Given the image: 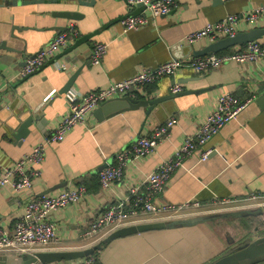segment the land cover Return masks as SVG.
<instances>
[{"label": "crops", "instance_id": "0c3cea01", "mask_svg": "<svg viewBox=\"0 0 264 264\" xmlns=\"http://www.w3.org/2000/svg\"><path fill=\"white\" fill-rule=\"evenodd\" d=\"M177 3L178 9L171 14L151 19L137 30L123 32L120 20L140 13L141 6L128 10L123 0L80 3L45 0L13 6L0 0V44L4 42L6 47L0 48V166H7L32 150L50 132L66 110L63 86L78 69L69 90L86 94L132 76L139 67H155L171 59L188 62L195 59L193 51L212 41L203 39L188 44L184 40L187 34L228 15L264 5V0H177ZM58 11H76L79 17L76 20L55 17L53 13ZM70 21L75 23L79 36L30 76L13 80L25 59L65 30ZM251 28L264 29V18L254 23L240 22L236 32ZM96 42L106 44L107 51L99 65H92L90 55ZM256 42L264 45V34ZM55 62L69 66L57 69ZM263 74L264 58L245 64L228 62L203 74L183 68L174 76L144 86L147 97L164 98L149 114L140 107L101 117L102 112L95 115L100 105L97 106L85 124L75 125L62 141L47 147L41 175L30 190L14 193L8 187L0 188V225L10 230L23 215L29 199L82 184L87 192L81 200L48 213L57 241L45 250L28 254L75 250L102 242L107 235L89 243L82 238V232L109 204L125 198L129 186L138 184L170 157L182 140L196 131L212 110L217 95L223 92L241 101L253 96L254 99L205 144L210 150L205 161L199 160L201 148L183 160L155 203L198 200L206 208H220L224 204L241 208L250 202L252 193L264 198V107L255 102L264 88ZM175 84L182 90L172 94ZM52 90L55 93L44 99ZM31 115L36 117L30 126L31 134L25 139H15L11 126ZM41 118L48 120L47 125H42L44 132L36 128ZM170 118L175 123L169 129V138L158 144L151 155L131 159L122 182L102 189L98 173L115 163L116 154ZM247 218L253 219H218L117 238L97 252L96 260L98 264H210L231 246L236 250L250 241L241 240L252 225L249 220L243 221ZM219 220L246 223L247 227L238 229L241 241L230 235L226 225L224 230L216 227ZM259 232L251 239L264 234ZM11 255L15 254H0L3 258ZM2 261L0 264H5Z\"/></svg>", "mask_w": 264, "mask_h": 264}, {"label": "built area", "instance_id": "2783aa9c", "mask_svg": "<svg viewBox=\"0 0 264 264\" xmlns=\"http://www.w3.org/2000/svg\"><path fill=\"white\" fill-rule=\"evenodd\" d=\"M128 10L141 6L142 11L136 15H126L120 20L123 32L137 30L149 23L151 19L167 16L178 9L177 0H123ZM224 1V0H221ZM264 18V5L256 6L228 15L217 23H209L202 28L187 34L184 38L188 44L203 39L218 40L236 33V25L240 22L254 23ZM79 36V31L73 21H70L65 30L54 37L34 54L28 56L23 66L14 74L13 80H20L30 76L47 59L55 56L66 47L71 39ZM107 51L104 43H94L90 63L99 65ZM264 58V45L254 41L242 46H235L227 53L208 54L188 62L171 59L155 67H139L136 72L123 80L112 81L104 87L79 94L77 91L65 92L66 110L54 123L48 135L39 140L27 153L7 166H0V188L8 187L14 193L30 190L34 181L40 177V166L45 159L49 145L62 141L66 134L77 124H85L90 113L101 103L122 97L138 98L144 96V86L156 82L162 77L174 76L183 68L203 74L217 69L228 62L245 64L256 62ZM57 69L68 68V63L55 62ZM264 82V74L262 77ZM182 89L175 84L171 93L176 94ZM55 93L52 90L44 99ZM254 96L243 101L229 92L217 95L212 110L204 117L196 131L185 137L174 153L163 160L153 171L146 174L142 180L128 187L125 198L109 204L82 232V238L94 243L101 235H108L113 230L135 223L169 220L180 217L204 214L218 209H236L233 204H224L220 208H206L198 200H190L178 204L162 203L157 205L156 198L164 189L175 169L182 166L185 158L192 156L198 149L199 160L205 161L210 153L205 144L229 121L237 118L246 105L251 103ZM175 123L170 118L165 124L156 127L151 134L139 136L134 142L121 149L115 156V163L104 167L99 173V182L102 189H107L114 183L124 180L125 168L131 159L144 158L151 155L156 146L169 138V129ZM87 192L84 185L64 187L56 192L31 198L25 204L23 215L9 230L0 225V254L32 253L45 250L57 241L56 229L48 219V213L58 210L81 200ZM262 194H250V202L241 207L263 206ZM264 226V223H263ZM82 264H98L96 255L89 256Z\"/></svg>", "mask_w": 264, "mask_h": 264}, {"label": "water", "instance_id": "95a60500", "mask_svg": "<svg viewBox=\"0 0 264 264\" xmlns=\"http://www.w3.org/2000/svg\"><path fill=\"white\" fill-rule=\"evenodd\" d=\"M43 1L45 0H2L3 3L6 2L13 6L19 3L22 5H28L32 3H42ZM77 1L79 3L81 2V0ZM53 15L55 17H61L67 20H76L79 17V13L76 11H58L54 12ZM263 34L264 29L261 28H251L248 31L236 32L232 36L222 37L218 40L212 41L200 50L193 51V56L195 58H199L208 54H218L235 46H242L249 42H254L258 40ZM0 48H6L4 46V42L0 44ZM79 71L80 69L75 71L68 78L67 82L63 86L64 93L70 89L72 82ZM146 97V95L140 96L136 99L122 97L105 101L100 104V107L97 109L95 115L102 112L103 116L101 117H107L115 114L116 112L138 109L140 107L145 108L146 113L149 114L164 100V98L161 97ZM255 102L260 107H264V88L262 92L256 97ZM35 119L36 117L31 115L21 121L18 120V123L14 126H11L10 128L11 135L18 140L27 138L31 134L30 126L34 123ZM47 124L48 120L46 118H41L38 120L36 128L40 132H44L42 125L44 126ZM261 216H264V205L241 207L232 210H221L212 213H204L169 220L129 224L113 230L103 239L102 242L88 247L64 251H43L37 252L35 254L21 253L15 254L13 256L11 255L10 257L6 258L0 256V261H5V264H82L89 256H92L93 254L96 255L97 252L102 250L104 246L117 238L149 231L172 229L179 226L190 227L218 219L246 217L257 218ZM253 230L254 232H257L259 228L253 226ZM210 264H264V234L262 236H257L255 239H250L248 242L242 243L236 248V250L225 253L223 256L210 262Z\"/></svg>", "mask_w": 264, "mask_h": 264}, {"label": "rangeland", "instance_id": "374dc122", "mask_svg": "<svg viewBox=\"0 0 264 264\" xmlns=\"http://www.w3.org/2000/svg\"><path fill=\"white\" fill-rule=\"evenodd\" d=\"M249 220V223H251L252 225H250L247 229H246V236L242 237L241 240L243 239H251L252 237H254L256 234L253 230V226L254 227H258L259 228V233H264V216L261 217H257V218H253L252 221H250V219H243V221ZM242 221L240 220H228V221H224V220H219L215 223L216 227L221 228L222 230H224V226L226 225V228L229 229V231L231 232V236H233L235 239H237L239 242L240 240V236H239V230L238 229H242L240 226L242 227H247L246 223H243L242 225ZM228 235V233H227ZM236 241V240H235Z\"/></svg>", "mask_w": 264, "mask_h": 264}, {"label": "flooded vegetation", "instance_id": "af4514ba", "mask_svg": "<svg viewBox=\"0 0 264 264\" xmlns=\"http://www.w3.org/2000/svg\"><path fill=\"white\" fill-rule=\"evenodd\" d=\"M234 248H235V247L231 246V247L228 248L224 253H228V252H230V251H233V250H235Z\"/></svg>", "mask_w": 264, "mask_h": 264}, {"label": "trees", "instance_id": "16d2710c", "mask_svg": "<svg viewBox=\"0 0 264 264\" xmlns=\"http://www.w3.org/2000/svg\"><path fill=\"white\" fill-rule=\"evenodd\" d=\"M231 49H228V50H226V51H224V53H227V52H229ZM204 206V205H203Z\"/></svg>", "mask_w": 264, "mask_h": 264}]
</instances>
